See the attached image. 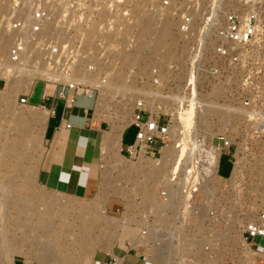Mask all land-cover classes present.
<instances>
[{
  "label": "rangeland",
  "instance_id": "1",
  "mask_svg": "<svg viewBox=\"0 0 264 264\" xmlns=\"http://www.w3.org/2000/svg\"><path fill=\"white\" fill-rule=\"evenodd\" d=\"M157 1L127 0L128 16L115 13L112 30L99 31L94 23L88 24L84 32L81 29V41L86 43L83 48L87 51H80L82 55L71 66L76 76L61 75L37 63L5 65L9 83L3 86L6 90L0 87L3 88L0 89V264L46 261L44 253L49 257L47 262L52 264H91L95 252L116 243L130 242L126 237H117L121 223L128 220L126 215L106 214L104 203L108 195L123 203L126 199L132 205L135 214L131 225L137 227L138 233L133 241L149 243L157 264H264V252L256 255L255 250L245 247L241 238L243 221L264 205V135L255 137L250 133L245 111L235 107L240 105L239 73L228 77L220 92L214 87L218 93L208 97L215 101L206 100L221 120L229 119L228 123L223 126L217 115L206 112L201 113L199 122L209 131V136L219 130L229 132L236 141L246 142L244 165L235 179L207 180L206 187L210 188L202 186L191 207L175 210L173 204L155 203L156 192L165 183L171 167L174 148H162L159 158L138 162H130L120 154L122 145L134 139L136 127L130 125L121 142L140 80L145 78L150 65L164 62L177 47L174 42L169 48V38L175 40L172 33L175 17L160 8ZM59 18L56 13L48 23L57 39L65 32L58 28ZM161 21L167 23V34L159 40L155 37V28ZM67 31L72 32L69 28ZM11 34L0 36V42H5L4 46L0 43V55H6ZM87 65L93 68L88 70ZM61 76L80 79L99 89L96 116L106 120L109 129L102 140L96 198L56 193L37 179L44 125L31 122L29 116L41 108L22 106L17 101L34 82V90L38 92L42 78ZM210 121L211 126H206ZM230 166V156L223 153L218 172L227 175ZM115 205L112 199L111 211ZM150 208L155 216L142 217ZM120 213L113 215L120 216ZM171 213L177 217H166ZM45 229L54 236L47 238ZM256 241L261 244L264 239L256 237Z\"/></svg>",
  "mask_w": 264,
  "mask_h": 264
},
{
  "label": "built area",
  "instance_id": "2",
  "mask_svg": "<svg viewBox=\"0 0 264 264\" xmlns=\"http://www.w3.org/2000/svg\"><path fill=\"white\" fill-rule=\"evenodd\" d=\"M157 2L175 17L172 33L177 47L164 62L150 65L145 78L136 85L139 89L127 123L136 131L133 141L122 145L121 154L130 161L156 159L163 147L173 146L171 167L156 192L155 203L173 204L175 210H183L191 207L209 175L229 179L242 142L219 130L209 137L206 127L199 124L197 114L204 100L213 99L208 97L213 86L221 90L228 77L239 73L240 105L235 107L245 111L250 133L264 135V0ZM126 5L127 0H0V36L12 32L6 55H0V87L6 83L7 63H37L61 75L76 76L71 66L82 55L80 51H87L78 27L94 23L99 31L112 30L115 13L128 16ZM56 13L60 16L58 28L65 31L60 39L48 26ZM91 68L87 65L88 70ZM42 79L61 85L65 107L73 104L76 94L92 95L94 90L97 104L96 86L64 76ZM19 102L39 105L26 94ZM187 115L189 122H184ZM223 153L231 161L227 175L218 172ZM145 216L154 217V211L148 209ZM166 217L177 216L171 213ZM256 237L264 239V205L241 226L243 242L264 252V242L259 244Z\"/></svg>",
  "mask_w": 264,
  "mask_h": 264
},
{
  "label": "crops",
  "instance_id": "3",
  "mask_svg": "<svg viewBox=\"0 0 264 264\" xmlns=\"http://www.w3.org/2000/svg\"><path fill=\"white\" fill-rule=\"evenodd\" d=\"M35 86L34 82L24 93L30 101L39 104L40 107L36 106L46 115L42 132L44 144L36 168L39 183L56 193L84 199L94 198L101 175L103 135L109 129L106 120L96 116L95 90L92 95L76 94L73 104L65 107V99L60 95V84L42 80L38 92H35ZM89 98H92L91 102ZM51 109L54 111L51 112ZM129 126L124 128L121 142ZM112 199L116 201L113 211L110 210ZM122 206L120 216L113 215ZM104 207L109 216L126 215L128 220L121 223V233L117 237H126L130 242L116 243L106 250L95 252L91 264H157L151 256L148 243L133 241L138 233L137 227L131 225L135 214L132 205L126 199L124 204L117 197L108 195ZM25 261L19 260L17 264H26ZM28 264L52 263L34 259Z\"/></svg>",
  "mask_w": 264,
  "mask_h": 264
},
{
  "label": "bare ground",
  "instance_id": "4",
  "mask_svg": "<svg viewBox=\"0 0 264 264\" xmlns=\"http://www.w3.org/2000/svg\"><path fill=\"white\" fill-rule=\"evenodd\" d=\"M159 10V9H158ZM160 12H161V10H160ZM166 27H167V23H165V21H161L160 23H159V25L155 28V37L156 38H158L159 40H161V39H164V36L167 34V33H165V30H166ZM86 28H87V26H83V27H80V32H81V29H83L82 30V32H84L85 30H86ZM170 36V35H169ZM175 42V40L173 39V38H169V48H170V45L171 44H173ZM1 43V42H0ZM3 43H5V42H2L1 44L3 45ZM4 46V45H3ZM30 65V64H29ZM42 71V70H41ZM9 72V71H8ZM7 72V73H8ZM4 75H5V77H6V74L4 73ZM24 76V75H23ZM25 77V76H24ZM76 80V79H75ZM26 81V80H25ZM7 82L9 83V80L8 81H6V86H7ZM28 82V81H27ZM103 85V84H102ZM5 86V85H4ZM106 86V85H105ZM4 88V87H3ZM3 88L1 89V91L3 90ZM6 88L7 87H5L4 88V90H6ZM215 90H220V88L219 87H217V88H215ZM213 92H216V91H214V86L211 88V91L209 92V94H211V93H213ZM5 93V92H4ZM2 95H4V94H2ZM7 95H8V93H7ZM4 97V96H3ZM28 97V96H27ZM1 98V97H0ZM2 101V100H1ZM17 103L18 104H20V105H22V106H29V107H33V108H36V105H32V104H21L20 102H18L17 101ZM213 106H212V104H211V102H206L205 100L203 101V105H202V107H201V109H200V111L198 112V114H197V117H199V122H200V120H201V113L203 112H206V114H208V115H217L218 116V121L220 122V124L221 125H223V126H225L227 123H228V118H227V120L226 121H223V120H221V117L219 116V114H217L216 112L214 113L213 112V108H212ZM227 109V108H226ZM46 113V112H45ZM29 119L31 120V122L32 121H34L35 123H38V124H40L41 126L42 125H45V122H46V115L44 114V113H42V112H37V111H35V112H33V113H31L30 114V116H29ZM184 122H189V115H187V116H185L184 118ZM30 122V121H29ZM210 123H213L212 121H210L208 124H206V126H208V127H210L211 126V124ZM43 128V127H42ZM212 136V134L209 136V137H211ZM240 144H239V146H238V149H237V151H236V153H235V156H236V160H235V162H234V167H233V170H232V172H231V175H230V177H229V179L231 180V179H235V177L238 175V173L239 172H241V168H242V166L244 165V155H245V150L247 149V146L245 145V141L243 140L242 142H239ZM166 147H173V146H165V147H163V148H166ZM242 147V148H241ZM120 154H121V152H120ZM121 156L122 157H124L122 154H121ZM263 156H264V154H263ZM125 158V157H124ZM157 158H159V157H157ZM156 158V159H157ZM126 160H128V161H130L129 159H127V158H125ZM142 159H144V158H142ZM142 159H140V160H142ZM146 159V158H145ZM140 160H137V161H130V162H138V161H140ZM153 160H155V159H153ZM212 178H218V179H221V180H228L229 181V179L228 178H222L221 176H219V175H216V174H212V175H209L206 179H204V182L202 183V185L208 190L210 187H206L207 186V183L209 182V181H207V180H211ZM9 180V179H8ZM11 181V180H10ZM12 182V181H11ZM40 223V222H39ZM41 224V223H40ZM44 225L45 224H42L41 225V227H44ZM44 233H45V235L47 236V238H49V237H53L52 236V233L50 232V231H48L47 229H45L44 230ZM244 245H245V247H247L249 250H254V249H250L245 243H244ZM45 254V255H44ZM43 255H44V259H46V262H47V259H49V257L47 256V254L46 253H44ZM255 254L256 255H262V253L260 252V251H255ZM46 256V257H45ZM58 258V257H57ZM60 259H61V257H60ZM45 261V260H44ZM61 262H62V259H61Z\"/></svg>",
  "mask_w": 264,
  "mask_h": 264
}]
</instances>
